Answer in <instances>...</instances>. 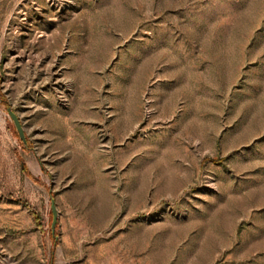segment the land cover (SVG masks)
I'll return each mask as SVG.
<instances>
[{
  "label": "rangeland",
  "instance_id": "374dc122",
  "mask_svg": "<svg viewBox=\"0 0 264 264\" xmlns=\"http://www.w3.org/2000/svg\"><path fill=\"white\" fill-rule=\"evenodd\" d=\"M0 264H264V0H0Z\"/></svg>",
  "mask_w": 264,
  "mask_h": 264
},
{
  "label": "water",
  "instance_id": "95a60500",
  "mask_svg": "<svg viewBox=\"0 0 264 264\" xmlns=\"http://www.w3.org/2000/svg\"><path fill=\"white\" fill-rule=\"evenodd\" d=\"M8 113L11 117V119L14 121L15 123V126L17 128V131L19 133V136L20 138L25 141V136H24V130H23V127L21 125V122L19 120V118L17 117V115L13 112V110L11 108H8ZM52 209H53V223H52V230H53V233L55 231V226H56V223H57V210L55 208V205H54V202H53V206H52Z\"/></svg>",
  "mask_w": 264,
  "mask_h": 264
}]
</instances>
